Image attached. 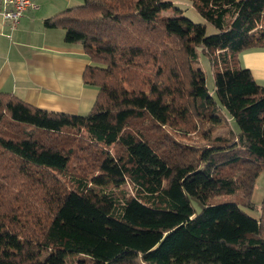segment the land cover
<instances>
[{
  "label": "trees",
  "instance_id": "obj_1",
  "mask_svg": "<svg viewBox=\"0 0 264 264\" xmlns=\"http://www.w3.org/2000/svg\"><path fill=\"white\" fill-rule=\"evenodd\" d=\"M187 1L215 34L165 0L45 21L82 47L98 94L70 115L0 92V264H264V87L238 58L264 49V0ZM222 109L237 133L216 135Z\"/></svg>",
  "mask_w": 264,
  "mask_h": 264
},
{
  "label": "crops",
  "instance_id": "obj_2",
  "mask_svg": "<svg viewBox=\"0 0 264 264\" xmlns=\"http://www.w3.org/2000/svg\"><path fill=\"white\" fill-rule=\"evenodd\" d=\"M15 26L0 12V92L11 93L42 110L70 115L88 113L98 90L82 81L88 59L65 32L45 21L79 0H31ZM81 2V1H80ZM79 2V3H80ZM240 65L264 87V49L239 55ZM257 217L258 212L255 213Z\"/></svg>",
  "mask_w": 264,
  "mask_h": 264
},
{
  "label": "rangeland",
  "instance_id": "obj_3",
  "mask_svg": "<svg viewBox=\"0 0 264 264\" xmlns=\"http://www.w3.org/2000/svg\"><path fill=\"white\" fill-rule=\"evenodd\" d=\"M165 1L170 2L172 4V7L168 11L164 12V15L174 16L177 14V11H176L177 9L178 12H180L182 17L189 19L195 24L204 25L206 28L207 35H213L216 33V30L203 17H201L198 14V12L195 10V8L192 6V4L189 1L187 0H165ZM79 2H75L73 5L75 4L81 5L82 0H79ZM200 49L201 48L199 47L198 52H200ZM198 64L204 73L205 85L208 90V93L210 94V96H212V98L216 100L215 95H214V79H213L211 64L208 61L207 57H204V56H199ZM220 112L227 119L226 121L227 127H221L220 129H218L216 132V135L225 134L228 130H231L233 133H237L238 128L234 120L229 118L227 112L224 109H222ZM263 197H264V171L258 175L255 181V186L253 189L251 200L254 203V205L259 206L261 204ZM189 202L194 212V216L199 215L204 207L202 202L199 199H196L194 197H189ZM243 211L246 214L250 215L251 217L256 216L255 211H251L248 209H243Z\"/></svg>",
  "mask_w": 264,
  "mask_h": 264
},
{
  "label": "built area",
  "instance_id": "obj_4",
  "mask_svg": "<svg viewBox=\"0 0 264 264\" xmlns=\"http://www.w3.org/2000/svg\"><path fill=\"white\" fill-rule=\"evenodd\" d=\"M33 7L31 0H0V12L11 26H15L24 12Z\"/></svg>",
  "mask_w": 264,
  "mask_h": 264
}]
</instances>
